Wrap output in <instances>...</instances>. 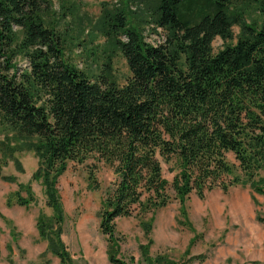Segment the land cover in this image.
Wrapping results in <instances>:
<instances>
[{
	"label": "trees",
	"instance_id": "1",
	"mask_svg": "<svg viewBox=\"0 0 264 264\" xmlns=\"http://www.w3.org/2000/svg\"><path fill=\"white\" fill-rule=\"evenodd\" d=\"M246 2L260 12L259 22L247 20ZM51 5L0 0V123L27 140L37 159L31 179L41 184L51 213L38 214L35 229L59 264H74L61 239L56 187L69 162L86 164L90 189L99 188L100 163L112 169L114 180L98 210L112 264H126L117 258L118 218L139 219L145 252L154 213L173 199L187 220L191 194L204 198L214 189L249 184L264 196V0H156L149 22L167 32L157 45L145 41L121 8L102 9L98 29L129 68L122 85L108 64L102 74L89 75L64 58L65 33ZM234 25L240 31L233 43ZM216 37L223 47L214 52ZM16 57L26 67L18 69ZM161 161L175 163L171 181ZM0 178L15 182L1 169ZM16 186L5 204L28 206L34 200L29 183ZM256 219L264 224V210ZM189 255L188 246L179 264L204 258ZM156 261L174 264L163 255Z\"/></svg>",
	"mask_w": 264,
	"mask_h": 264
},
{
	"label": "rangeland",
	"instance_id": "2",
	"mask_svg": "<svg viewBox=\"0 0 264 264\" xmlns=\"http://www.w3.org/2000/svg\"><path fill=\"white\" fill-rule=\"evenodd\" d=\"M156 0H51L57 28L65 33L64 58L89 75L103 73L110 65L111 76L122 85L130 75L120 50L112 40L99 31L102 9L121 8L130 23L151 44H164L165 29L149 22ZM248 21H260L262 16L252 2H246ZM234 39L240 27H232ZM213 51L223 47L221 38L213 40ZM15 66L26 67V61L15 58ZM93 77V76H92ZM94 78V77H93ZM27 140L17 139L0 123V169L12 175L15 182L0 178V264H59L55 256L45 250L35 229L36 216L49 215L39 181L31 179L37 159L27 147ZM237 165L232 153L226 154ZM163 176L171 181L177 172L175 163L161 161ZM98 189H90L86 164L69 162L57 178L56 187L62 204L64 219L61 239L74 264H112L106 253V236L99 229L98 210L105 190L114 180L112 169L100 163L96 168ZM17 183H29L34 200L26 207L6 205L5 197ZM25 196V192H21ZM255 196L257 202L253 201ZM187 220L179 214V202L173 199L154 213L152 243L147 251V237L137 217H121L116 228L122 238L117 258L126 264H163L159 255L179 264L189 246L190 257L204 255L203 260L189 264H264V224L257 221L264 210V196L253 194L249 184L237 185L227 192L214 189L204 198L191 194L186 201ZM178 217V218H177ZM179 219L184 220L182 224ZM194 230V231H193ZM196 236L195 241L190 240ZM152 259H151V258Z\"/></svg>",
	"mask_w": 264,
	"mask_h": 264
}]
</instances>
